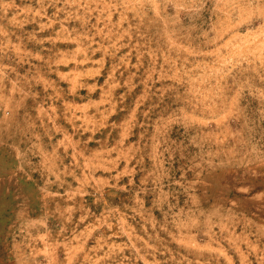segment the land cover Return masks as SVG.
Returning <instances> with one entry per match:
<instances>
[{
    "label": "rangeland",
    "instance_id": "rangeland-1",
    "mask_svg": "<svg viewBox=\"0 0 264 264\" xmlns=\"http://www.w3.org/2000/svg\"><path fill=\"white\" fill-rule=\"evenodd\" d=\"M0 264H264V0H0Z\"/></svg>",
    "mask_w": 264,
    "mask_h": 264
}]
</instances>
